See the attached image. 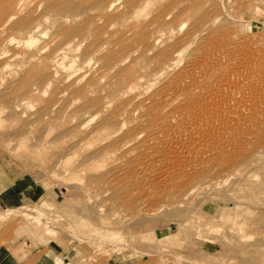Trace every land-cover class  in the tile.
<instances>
[{"label": "rangeland", "instance_id": "rangeland-1", "mask_svg": "<svg viewBox=\"0 0 264 264\" xmlns=\"http://www.w3.org/2000/svg\"><path fill=\"white\" fill-rule=\"evenodd\" d=\"M0 2V263L264 264V0Z\"/></svg>", "mask_w": 264, "mask_h": 264}, {"label": "crops", "instance_id": "crops-1", "mask_svg": "<svg viewBox=\"0 0 264 264\" xmlns=\"http://www.w3.org/2000/svg\"><path fill=\"white\" fill-rule=\"evenodd\" d=\"M60 194L55 190H47L40 188L26 178H18L12 184L6 186L0 191V202L5 205L18 206L21 201H39L43 200L49 206V201H56ZM49 200V201H48ZM47 233V232H46ZM49 241V242H48ZM45 253V264H52L60 259V251L53 243V240H48ZM65 258V257H63ZM49 261V262H48Z\"/></svg>", "mask_w": 264, "mask_h": 264}, {"label": "bare ground", "instance_id": "bare-ground-1", "mask_svg": "<svg viewBox=\"0 0 264 264\" xmlns=\"http://www.w3.org/2000/svg\"><path fill=\"white\" fill-rule=\"evenodd\" d=\"M43 1H46V0H43ZM57 1H58V0H57ZM59 1H60V0H59ZM50 2L53 3V5H54L55 0H50ZM111 2H112V0H111ZM111 2H110V4H114V3H111ZM114 2H115V1H114ZM117 2H118V0H117ZM117 2H116V3H117ZM13 4H14V3H13ZM13 4H12V5H13ZM110 4H109V7H110ZM0 5H1V2H0ZM44 5H45V4H44ZM66 6H67V5H66ZM47 7H49V6H47ZM68 7H69V6H68ZM113 7H114V6H113ZM113 7H112V8H113ZM115 7H116V6H115ZM115 7H114V8H115ZM51 8H53V6H52ZM54 8H55V7H54ZM54 8H53V10H54ZM63 8H64V7H63ZM69 8H71V7H69ZM73 8H74V7H73ZM112 8H111V10H112ZM115 9H116V8H115ZM49 10H51V9L49 8ZM53 10H52V11H53ZM62 10H63V9H62ZM70 10H71V9H70ZM106 10H108V9H106ZM52 11H49V12H52ZM66 11H67V10H66ZM68 11H69V9H68ZM109 11H110V9H109ZM109 11H108V12H109ZM54 12H55V11H54ZM64 12H65V11H64ZM73 12H74V11H73ZM73 12H71V14H72ZM67 13H68V12H67ZM55 15H56V14H55ZM73 16H74V15H73ZM75 16H76V15H75ZM9 17H10V16H9ZM9 17H8V18H9ZM45 17H46V16H45ZM73 18H74V17H73ZM215 18H216V17H215ZM69 19H70V18H69ZM73 20H74V19H72V21H73ZM211 20H212V19H211ZM214 20H215V19H214ZM212 21H213V20H212ZM212 21H211V23H212ZM5 23H6V21H5ZM5 23H4V24H5ZM51 23H52V22H51ZM69 23H70V22H69ZM69 23H68V24H69ZM206 23H207V22H206ZM206 23H205V24H206ZM213 23H214V21H213ZM213 23H212V24H213ZM22 24H23V23H22ZM1 26H2V25H1ZM23 26H26V25H23ZM208 26H209V25H208ZM34 29H35V28H34ZM202 30H203V29H202ZM52 34H53V33H52ZM31 35H33V34H31ZM53 35H54V34H53ZM59 35H60V34H59ZM31 37H32V36H31ZM12 39H13V38H12ZM35 39H36V38H35ZM58 39H59V37H58ZM13 40H14V39H13ZM53 40H54V38H53ZM53 40H51V41H53ZM32 41H34V39H32ZM25 42H26V41H25ZM53 42H54V41H53ZM53 42H52V43H53ZM17 44H18V43H17ZM19 44H20V42H19ZM33 44H34V43H33ZM33 44H32V45H33ZM20 45H21V44H20ZM26 45H27V43H26ZM15 46L17 47V45H15ZM16 49H17V48H16ZM58 50H59V49H58ZM58 50H57V51H58ZM184 50H185V49H184ZM65 51H66V50H65ZM63 53H64V50H63ZM16 55H17V54H16ZM34 57H35V56H34ZM67 57H68V56H67ZM31 61H32V60H31ZM146 66H149V65L147 64ZM146 66H144V67L146 68ZM204 69H205V68H204ZM141 80H142V79H141ZM141 80H140V81H141ZM131 90H132V89H131ZM25 105H26V104H25ZM124 110H125V109H124ZM256 178H257V177H256ZM262 202H264V200H263ZM262 202H257L256 204L259 205V203H260V206H261V205H262ZM256 207H257V205H256ZM256 207H255V208H256ZM260 210H261V208L259 209V212H264V209H263V211H262V210L260 211ZM109 211H110V210H109ZM227 234H228V233H227ZM238 235H239V234H238ZM130 237L132 238V236H130ZM233 238H235V237H233ZM237 238H238V237H237ZM229 240H230V239H229ZM233 241H234V240H233ZM240 241H241V240H240ZM221 242H222V241H221ZM263 243H264V242H263ZM259 246H260V245H259ZM232 247H233V246H232ZM245 248H246V247H245ZM236 252H237V251H236ZM239 252H240V251H239ZM236 255H237V254H236ZM234 256H235V255H234ZM231 257H232V256H231ZM236 258H237V257H236ZM230 259H233V258H230ZM218 260H220V259H218ZM255 262H256V261H255ZM0 264H3V263H0ZM221 264H222V263H221Z\"/></svg>", "mask_w": 264, "mask_h": 264}]
</instances>
